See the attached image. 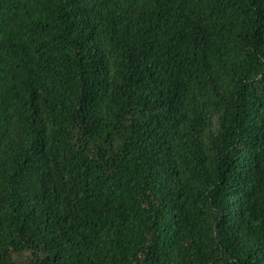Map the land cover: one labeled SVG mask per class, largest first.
<instances>
[{
  "label": "trees",
  "instance_id": "trees-1",
  "mask_svg": "<svg viewBox=\"0 0 264 264\" xmlns=\"http://www.w3.org/2000/svg\"><path fill=\"white\" fill-rule=\"evenodd\" d=\"M0 264H264V0H0Z\"/></svg>",
  "mask_w": 264,
  "mask_h": 264
}]
</instances>
